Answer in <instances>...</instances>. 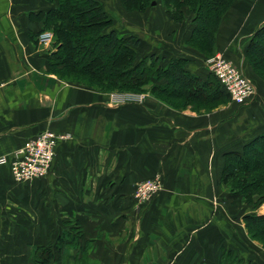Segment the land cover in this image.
Returning <instances> with one entry per match:
<instances>
[{
	"label": "crops",
	"instance_id": "0c3cea01",
	"mask_svg": "<svg viewBox=\"0 0 264 264\" xmlns=\"http://www.w3.org/2000/svg\"><path fill=\"white\" fill-rule=\"evenodd\" d=\"M54 7L0 0V157L45 130L69 135L44 178L18 183L0 165V264H33L34 246L79 233L81 244L54 264H264V247L244 221L264 215V204L251 207L221 183L226 154L264 133V81L245 62L264 25V0L231 9L217 54L254 81L257 95L210 113L156 99L113 104L111 94L58 78L50 68L55 49L40 43ZM190 27V20L185 30L170 24L165 43L141 38L139 56L187 58V69L207 80L204 58L182 44ZM155 176L163 191L140 205L136 186Z\"/></svg>",
	"mask_w": 264,
	"mask_h": 264
},
{
	"label": "trees",
	"instance_id": "16d2710c",
	"mask_svg": "<svg viewBox=\"0 0 264 264\" xmlns=\"http://www.w3.org/2000/svg\"><path fill=\"white\" fill-rule=\"evenodd\" d=\"M48 1L55 6L43 19L44 32L54 36L50 68L64 82L68 83L65 78L70 76L74 84L104 94L141 93L144 87L152 85V95L167 105L165 99L204 103L231 99L214 75L202 80L191 73L187 58L167 60L157 53L140 57L141 39L134 35L121 37L113 29L115 19L105 8V0ZM157 1L120 0L126 10L139 13ZM236 1L161 0L174 23L185 21L184 9L191 11V33L186 43L200 45L198 51L206 59L215 55L220 24ZM245 62L264 81V25L251 36ZM80 77L86 81H80ZM221 183L251 207L264 204V133L245 145L242 152L226 154ZM244 221L250 238L263 241L264 247V215H248ZM82 240L79 233L74 238L61 237L56 246H34L31 261L54 264L65 256L66 248L79 246Z\"/></svg>",
	"mask_w": 264,
	"mask_h": 264
},
{
	"label": "built area",
	"instance_id": "2783aa9c",
	"mask_svg": "<svg viewBox=\"0 0 264 264\" xmlns=\"http://www.w3.org/2000/svg\"><path fill=\"white\" fill-rule=\"evenodd\" d=\"M53 40L54 36L51 32H45L40 36V43L44 46L51 45ZM209 64L211 72L229 93L234 103L245 105L254 97L256 93L254 83L232 61L223 55H217L209 61ZM142 101V96L131 93L111 95L113 104L142 103ZM68 137L69 135L45 130L27 141L23 147L14 151L10 156L0 157V165H9L13 178L18 183L44 178L56 158L59 143ZM163 189L162 178L155 176L138 183L134 197L142 205L149 202Z\"/></svg>",
	"mask_w": 264,
	"mask_h": 264
},
{
	"label": "rangeland",
	"instance_id": "374dc122",
	"mask_svg": "<svg viewBox=\"0 0 264 264\" xmlns=\"http://www.w3.org/2000/svg\"><path fill=\"white\" fill-rule=\"evenodd\" d=\"M258 2H259V0H237L233 4V6L230 8V10L226 12L227 14H225V17L222 20V23L220 24L219 31L217 34V40H216L217 51H216L215 55L211 56V58L206 59L202 54H200V52L198 51L200 48V45L192 44L191 46H188L186 43L187 39H185L183 41V43L181 41V43L183 44V46L186 50H187V47H189V48L195 50L197 53H199L204 58V61L206 62L207 66H209V69L211 71L209 61L211 59H213L214 57H216L218 52H219L218 51L219 50V48H218L219 43L218 42L220 39L221 29H222L223 25L225 23H227V21H228V16H229L228 14H229V12H231V9H253V5L257 4ZM154 3H156V4L155 5L152 4L153 6L148 8L143 13L130 12V11L126 10L122 6L120 0H105L103 4H104L105 8L108 9V11L111 12V14L114 16L115 21H114L113 29L116 30V32L121 37H128V36L134 35V36H138L140 39L141 38L146 39L149 42L151 40H153V38H156V39L159 38V39H161V40L158 39L159 41H162L165 43L166 35L168 34L167 32H169L170 24L181 25L184 27V30L187 29V21L193 18V14L191 13V11H189L188 8L184 9L185 21H183V23L177 24V23H174L173 21H171V19L168 17L167 9L163 5L161 0H158L157 2H154ZM157 28L159 30H157ZM155 32L157 34L160 33V35H156ZM186 32H187V30H186ZM179 33H183L182 28L179 30ZM223 56H225V55H223ZM262 73L264 75V71ZM213 75L214 74L211 72L208 79L210 77H213ZM248 78L251 79L249 76H248ZM65 79L69 81L68 83L74 84L73 82L70 81L71 80L70 76L69 77L67 76ZM80 79H81L80 81H86V79H84L82 77H80ZM252 82L254 83L253 80H252ZM254 85H255V83H254ZM83 88H85V87H83ZM86 89H88V88H86ZM151 90H152V85H147L146 87H144V89L141 93H131V94H136V95L142 96L143 97L142 103H145L146 100H151V99L158 100L157 98H155L152 95ZM115 93H119V92H114V93H109V94L113 95ZM256 95H257V89H256V93H255L253 98H255ZM162 99L163 98H161V100ZM206 99L207 98H204V100H206ZM158 101H160V100H158ZM165 101L168 102L169 105L173 106L176 109H179V110L191 109V110H194V111L200 112V113H210L213 110H215L217 107H219L220 105L227 104L228 102H233L232 99H230V98H228V100H225V101L220 102V103L218 101L213 102V103H204V102H201L199 100L194 101V100H188V99L187 100H173V99L168 100V99H165ZM160 102H162V101H160ZM162 103H164V102H162ZM257 242L259 244L263 245V241L258 240Z\"/></svg>",
	"mask_w": 264,
	"mask_h": 264
},
{
	"label": "water",
	"instance_id": "95a60500",
	"mask_svg": "<svg viewBox=\"0 0 264 264\" xmlns=\"http://www.w3.org/2000/svg\"><path fill=\"white\" fill-rule=\"evenodd\" d=\"M156 3H153V5H155Z\"/></svg>",
	"mask_w": 264,
	"mask_h": 264
}]
</instances>
